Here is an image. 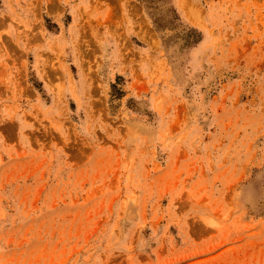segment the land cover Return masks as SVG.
<instances>
[{
  "label": "rangeland",
  "instance_id": "obj_1",
  "mask_svg": "<svg viewBox=\"0 0 264 264\" xmlns=\"http://www.w3.org/2000/svg\"><path fill=\"white\" fill-rule=\"evenodd\" d=\"M0 264H264V0H0Z\"/></svg>",
  "mask_w": 264,
  "mask_h": 264
}]
</instances>
